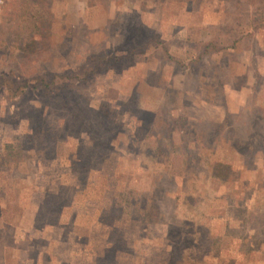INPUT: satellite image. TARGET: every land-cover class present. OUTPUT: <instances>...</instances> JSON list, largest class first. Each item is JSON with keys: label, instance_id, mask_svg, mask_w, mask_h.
Instances as JSON below:
<instances>
[{"label": "rangeland", "instance_id": "obj_1", "mask_svg": "<svg viewBox=\"0 0 264 264\" xmlns=\"http://www.w3.org/2000/svg\"><path fill=\"white\" fill-rule=\"evenodd\" d=\"M0 264H264V0H0Z\"/></svg>", "mask_w": 264, "mask_h": 264}]
</instances>
